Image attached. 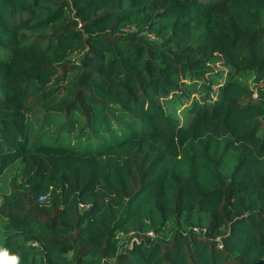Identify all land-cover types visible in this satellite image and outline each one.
I'll use <instances>...</instances> for the list:
<instances>
[{
	"label": "trees",
	"instance_id": "16d2710c",
	"mask_svg": "<svg viewBox=\"0 0 264 264\" xmlns=\"http://www.w3.org/2000/svg\"><path fill=\"white\" fill-rule=\"evenodd\" d=\"M6 172L22 264H264V0H0Z\"/></svg>",
	"mask_w": 264,
	"mask_h": 264
},
{
	"label": "rangeland",
	"instance_id": "374dc122",
	"mask_svg": "<svg viewBox=\"0 0 264 264\" xmlns=\"http://www.w3.org/2000/svg\"><path fill=\"white\" fill-rule=\"evenodd\" d=\"M217 69L218 70H221V71L222 70H224V71L226 70V69H224V67L221 64L220 65H217ZM218 85L219 84L215 82L213 84V87H218ZM188 101H190V98H188L187 100L186 99L183 100V103H186ZM177 112L179 113V115H182V111H180V109H178ZM9 179H10V174L8 172H6L4 174H0V201L3 200L2 198H3L4 194L8 191L7 187L10 184L9 183L10 182ZM6 221H7L6 217L3 214L0 213V241L2 240V237H3L4 225H5ZM134 238L135 239H139L141 237L135 236Z\"/></svg>",
	"mask_w": 264,
	"mask_h": 264
},
{
	"label": "clouds",
	"instance_id": "9594fccd",
	"mask_svg": "<svg viewBox=\"0 0 264 264\" xmlns=\"http://www.w3.org/2000/svg\"><path fill=\"white\" fill-rule=\"evenodd\" d=\"M0 264H22V258L7 248H0Z\"/></svg>",
	"mask_w": 264,
	"mask_h": 264
},
{
	"label": "water",
	"instance_id": "95a60500",
	"mask_svg": "<svg viewBox=\"0 0 264 264\" xmlns=\"http://www.w3.org/2000/svg\"><path fill=\"white\" fill-rule=\"evenodd\" d=\"M130 245H126V246H123L122 250H125L126 248H128Z\"/></svg>",
	"mask_w": 264,
	"mask_h": 264
},
{
	"label": "built area",
	"instance_id": "2783aa9c",
	"mask_svg": "<svg viewBox=\"0 0 264 264\" xmlns=\"http://www.w3.org/2000/svg\"><path fill=\"white\" fill-rule=\"evenodd\" d=\"M220 246H222V244H220Z\"/></svg>",
	"mask_w": 264,
	"mask_h": 264
}]
</instances>
